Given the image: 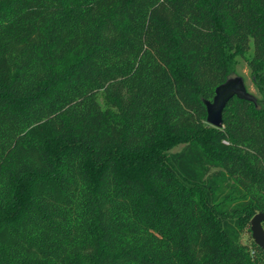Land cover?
<instances>
[{
  "label": "trees",
  "instance_id": "trees-1",
  "mask_svg": "<svg viewBox=\"0 0 264 264\" xmlns=\"http://www.w3.org/2000/svg\"><path fill=\"white\" fill-rule=\"evenodd\" d=\"M257 213L264 0H0V264H264Z\"/></svg>",
  "mask_w": 264,
  "mask_h": 264
},
{
  "label": "water",
  "instance_id": "water-1",
  "mask_svg": "<svg viewBox=\"0 0 264 264\" xmlns=\"http://www.w3.org/2000/svg\"><path fill=\"white\" fill-rule=\"evenodd\" d=\"M234 96L242 100L256 102V98L246 91L243 78L236 73L228 75L226 81L215 89L212 102H205L208 124L217 128L222 126V111L226 103ZM262 222H264V214H255L250 220V231L255 245L264 251V227H262Z\"/></svg>",
  "mask_w": 264,
  "mask_h": 264
},
{
  "label": "rangeland",
  "instance_id": "rangeland-1",
  "mask_svg": "<svg viewBox=\"0 0 264 264\" xmlns=\"http://www.w3.org/2000/svg\"><path fill=\"white\" fill-rule=\"evenodd\" d=\"M236 73L243 78L246 91L249 94L253 95L255 98L260 99L261 97L259 95V92L252 81L250 71L244 61L240 60L237 63ZM249 228H250V224H249ZM250 240H252L251 231L248 232L246 230L243 234V241H250Z\"/></svg>",
  "mask_w": 264,
  "mask_h": 264
},
{
  "label": "built area",
  "instance_id": "built-area-1",
  "mask_svg": "<svg viewBox=\"0 0 264 264\" xmlns=\"http://www.w3.org/2000/svg\"><path fill=\"white\" fill-rule=\"evenodd\" d=\"M223 143H227L226 141H224Z\"/></svg>",
  "mask_w": 264,
  "mask_h": 264
}]
</instances>
